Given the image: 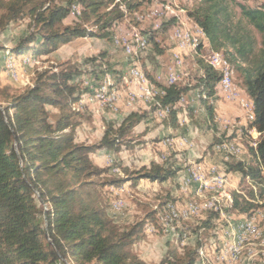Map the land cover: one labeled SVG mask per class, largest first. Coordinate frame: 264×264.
Here are the masks:
<instances>
[{"label":"trees","instance_id":"1","mask_svg":"<svg viewBox=\"0 0 264 264\" xmlns=\"http://www.w3.org/2000/svg\"><path fill=\"white\" fill-rule=\"evenodd\" d=\"M151 1L0 0V29L27 16L32 26L30 33L15 45L7 47L0 43V57L3 55L4 60L5 51L9 50L21 67L23 57L48 56L61 44L76 38L110 40L116 23ZM76 4L80 8L78 20L66 24ZM235 7L240 9V17ZM187 9L188 16L203 29L210 49L222 53L238 72L244 94L254 103L255 120L241 130L247 134V129L256 128L260 133L257 148L249 146L250 159L233 160L226 166L241 173L242 186L245 180H252L259 188V197L264 199V5L197 0ZM174 16L162 23L166 31L169 23L176 20ZM147 43H153L162 52L154 35L148 37ZM202 48L199 45L195 51L199 54ZM204 60L197 59L201 73L194 84L168 85L147 76L151 83L163 88L165 95L156 98L150 110L130 113L119 124L107 122L102 138L93 144L76 140L77 128L92 118L83 102V91L78 88L77 77L82 72L77 65L66 62L38 69L33 84L19 93L0 82V264H148L128 248L139 241L150 224L157 223L166 201L144 219L122 226L109 214L110 203L104 188L127 182L136 187L141 179L163 183L177 177L180 168L168 163L170 155L164 163L151 161L148 167L137 171L124 168L122 177L114 172L115 167L122 168L118 162L99 166L92 155L103 149L119 152L124 146L133 147L136 126L153 120L162 107H171L170 120L176 123L177 106L193 89L200 92L201 105L209 120L216 123L214 105L217 91L221 92L220 72ZM96 76L99 80L100 75ZM51 109L58 111L54 119ZM232 136L214 137L216 141L205 153L214 149L220 138ZM241 193L239 188L234 195L232 191L229 211L218 206L200 218L194 227L195 249L180 252L177 245L169 242L158 264H196L204 245L198 241L202 229L204 233L215 234V226L221 228L224 212L239 208L238 213H251L254 204ZM240 216L243 215L236 217ZM157 226L160 227L159 222ZM216 235L219 238L218 230Z\"/></svg>","mask_w":264,"mask_h":264},{"label":"rangeland","instance_id":"2","mask_svg":"<svg viewBox=\"0 0 264 264\" xmlns=\"http://www.w3.org/2000/svg\"><path fill=\"white\" fill-rule=\"evenodd\" d=\"M166 1L167 0H152L150 3H145L140 8L139 11L135 12L133 15H129L126 19L116 23L113 29L112 39L110 40L101 39V38L80 37V38H76L70 43L61 44L57 50H55L48 56H44V58L40 59L38 57H35V59H37V64L33 66L32 65L25 66V65H22L21 63V67H19L18 63L16 62L18 66L17 69L21 77L19 76V78L16 80L10 77L8 73L6 72L10 78V83H11L8 85L12 87L13 89L12 92L19 93L23 89H25V87L29 86V85L25 86L24 84H22L23 83L22 81L25 79L27 80V78H30L31 81L29 80L28 81L30 83H33L32 82L33 77L35 75V72L38 69H43V68L52 67L56 65H62L66 62H71L77 65L82 72L77 77V80H79L77 83H79V86H78L79 91H83V95H84L83 99L86 102L90 103L89 96L93 94L92 92L93 89L90 87H86L84 82H88V83L93 82L92 84H94V86H98L100 85L103 77L106 74H110V76L112 77L113 82H114V87L124 92L127 89V85L124 84L125 86L124 85L123 87L120 86V83L122 81V75H123L122 73L124 71L123 70L124 68L125 69L128 68V71H129V67L132 63V60H131V56L127 55V52L124 49L125 48L124 45L115 43V37L128 35L130 33H133L135 30L137 32L139 31L138 33L146 36L147 38L151 34L156 37V41L158 42V47L162 52H158L155 49L154 44L149 43L148 48L145 49L142 53H140L138 60L140 61V64L142 67H143V64L145 65L146 63L145 59L150 61L151 59L157 56L160 57L159 62L155 60L157 67H160L161 65H166L168 63L167 66L169 65V67L167 71L166 69H163L161 70L160 74H157L155 77V78L161 77V80L165 82L166 75L168 74L169 69L173 63V61L170 59L169 50L173 48L174 45L168 44V42L166 41L168 39V36H167L168 30L166 31L165 28H162V26L160 29L155 28V23L157 19L159 18L157 15H155L156 19L155 17H153L152 9L155 11L158 8H163V5L165 4ZM175 1L177 2V5H178L177 8L184 9L186 7V4H184L181 0H175ZM196 1L197 0H194L193 4ZM236 1L241 2L247 6H251V7H258L260 5H264V0H236ZM177 8H175V6H172L169 10H166V9L165 10L163 9V10L169 16V18H171L172 16L177 15V12H176L178 11ZM235 9H236L237 16L240 17L241 15L240 9L238 7H235ZM143 15L145 18L141 19ZM184 15H187V13ZM168 16H166V18H168ZM77 18H78V14H73L71 11V14L65 20L66 24L72 25L78 20ZM165 19L159 20V22L162 21V23H164L168 21ZM169 24L170 25H168V29L172 28V26L175 25V22L172 21ZM31 30H32L31 19L30 17L27 16L17 22L11 23L6 29H0V43L4 44L7 47H10L11 45H15L21 38L28 35ZM209 52L210 51L208 49L202 48V50L199 53L201 57L200 56L198 57L204 60L202 56L207 55ZM8 53L9 52L5 53V56H4L3 67L5 71H6L5 60H6V57L8 56L7 55ZM181 55L183 56L182 53ZM94 57H97V60H93L92 58ZM198 57L197 55L195 54L192 55L190 53L188 55L183 56L184 64H183V67L180 68L179 70L180 80H178L177 82H180L183 85L195 83L196 78L200 74L199 70H197ZM107 66H109L110 68V69L108 68L109 70L107 69L105 70ZM145 69L147 70V68ZM102 71H105V72L102 74ZM96 74L100 75L99 80L96 79L97 77ZM151 75L152 74L150 73L147 74L149 78L151 77ZM119 76H121L120 80H118ZM234 82L239 88L242 89L243 86L241 85V78L237 71H235ZM245 96L247 95L245 94ZM199 99H200V92L196 89L195 90L193 89L188 94H185L184 100H185L186 110L187 112H190V116L192 115L193 118H195L196 112L194 111V108H191V107L192 105H195L198 102L199 104H201ZM180 111H182V108L178 109V113ZM105 112L108 114V117L103 116L102 118L98 119L97 127L94 128V134L90 138H87L86 139L87 141L91 140V142H95V143L99 142L100 138L103 135L105 124L107 123V121L111 120V121L119 122V120H114L113 118H111V116L109 115L111 111L106 110ZM187 115L185 114L186 117ZM56 116H57L56 113L53 112L52 119L56 118ZM172 117H173V114H171L169 118H167V120H170ZM215 121H217V117H215ZM195 123H196V127L199 128L200 126L198 122L196 121V119H195ZM153 124H155V122H153L152 120L149 123V125L141 124L140 126L137 127L136 131L137 133H140V134L136 136L133 147L131 146L127 148L124 146L122 147V150L119 152L108 151L109 153H106V150L103 149V151L107 154L105 158H107L106 163L108 165H114L116 162H118L120 166L122 167V168H120L119 166L117 167L120 169L121 173L119 175L118 171L117 172L114 171L115 173H117L116 175L124 177L125 176V173L123 171L124 168H129L132 171H137L139 169H142V167L150 165L151 161L153 160L152 158H155L156 156L159 155V152L157 150V146H158L157 144L161 142L164 136L162 134H158L157 137L148 136V133H149L148 131L151 129V127H153ZM216 124L217 122L215 123L214 121H210L208 123L209 129H213L214 135L216 133L219 135H222V132H225L224 133L225 135H227L228 133L234 134L236 132V129L238 128L235 122L231 123L230 127L226 128L227 130L223 128L219 130V127H217ZM200 129H203V128L201 127ZM186 133H188L187 130H186ZM226 139L234 140L235 142H238L243 147H245V152L238 159H235V160L250 159V153L248 149L252 143L257 141L256 136L248 137L246 133H244L243 131H239L231 138H226ZM246 140L249 142V144H247ZM212 141L215 142L216 140H214L213 138ZM209 145H211V143ZM181 151H182L181 153H185V150H181ZM208 153L210 154V156L216 157L219 159L218 153L214 151L213 148H211L208 151ZM175 154L177 153H173V154L171 153V158H169L168 163L172 164L173 167H180L179 174L184 177L188 171L187 170L188 164L186 160L187 156L185 154L182 159L178 160ZM110 159H113L112 160L113 163L109 161ZM202 159L204 158L203 157H198V158L192 157L191 161H195V163L191 165L193 167H196L197 165H199V162H196V160L200 161ZM227 177L230 181L229 176ZM150 182L152 181L148 179H142L143 185L140 186V189L137 186L136 187L131 186L130 182H128L126 185V188H124L123 191L119 190V188H123L120 186H114L111 184L110 185L108 184L107 186H105L104 192L110 203L109 214L120 225L128 226L130 224H133L135 222H138L144 219L147 213H149L151 210L154 209L155 205L158 207L160 203H164V201H166V203L163 205L165 207L173 202L172 196L170 194L176 193V191H178L177 180L171 179L170 181H166L163 183L156 182L160 185L156 188V190H153V191L152 190L150 191L149 189L150 188L152 189L154 186L145 185L146 183H150ZM238 188L242 192L241 194L246 198V200L254 204L250 207L251 213L255 211L256 209L258 210V208L260 210L261 208L262 210H264L263 208L264 199L259 197V188L252 180L250 182L246 180L245 186H239ZM235 191L236 190L233 191V195ZM194 196L195 195H191V196H188L186 199H180L179 202L180 201L182 203H185L188 201L190 202L192 197H193L192 201L193 200L195 201L196 197ZM119 205L123 207L120 208ZM40 206L42 207L43 204L40 203ZM224 208H226L224 209V211L226 210L229 211V205L228 206L225 205ZM237 210H239V208L232 210L230 212H224V214L220 218V222H221L220 226L225 224V221L228 220L229 218L228 216H230L231 213H232L231 214L232 217H236L237 215H243V216L245 215V214L238 213ZM204 214H206V212ZM204 217H206V215H204ZM216 220H214L215 225H216ZM158 221H159V215H158ZM158 221L156 224H150L149 227L146 229L145 233L143 234V236L139 239V241L135 242L128 248L130 252L138 254L144 259H146L149 262V264H158L159 260L166 252V248H165L166 240H169L168 238L169 237L171 238V235H172L170 232L165 231L164 229L158 227L157 226ZM187 223L188 224H187L186 230H187L188 238L185 239V243L182 242L179 237L175 236V234H173V237L175 239L171 241L169 240L171 244L174 243V245H177L179 247L180 252L184 251L185 249H189V248L195 249L197 247L196 244H194L197 240L196 239L197 236L195 235V228H194L197 225V220L190 219L189 221H187ZM153 225L155 226L154 228L156 230L150 231V228H152ZM261 226L264 229V219L261 221ZM214 230H215V234H213L214 236L210 233H206V232L204 233L203 229L201 230L202 234L200 237H201V241L204 243V245L202 244V249L205 250V253L207 251L212 250L213 247H215L217 244L216 241H218V237L216 233H217V230L218 232L220 231L219 225H216ZM142 244L144 245L143 247H145V245L148 244L147 245L148 249H150V251H153L151 253H148L149 256L147 255V253H144L145 248L143 251ZM196 264H201V262L198 260Z\"/></svg>","mask_w":264,"mask_h":264},{"label":"bare ground","instance_id":"3","mask_svg":"<svg viewBox=\"0 0 264 264\" xmlns=\"http://www.w3.org/2000/svg\"><path fill=\"white\" fill-rule=\"evenodd\" d=\"M172 6H175V8L178 7L175 0H167L163 5V8H158L155 11L152 9L153 17L157 15L159 18L157 19L156 23H159V20L165 19L166 16H168L164 10H169ZM79 10V6L74 5L72 13L78 14ZM177 10V13L181 11V9L179 8H177ZM144 18L145 17L143 15L141 19ZM165 20H169V16ZM155 28L158 29V26L156 24ZM160 28L161 27H159V29ZM173 29L174 31L172 32V38L177 42L178 48L181 51H195V49L199 45L203 46V41H196V29L198 30L200 37L204 38L205 44L206 41H208L203 29L197 24L194 27H191L187 26L183 22L180 24H175ZM184 30L186 35H188V38L185 37ZM138 32L135 30L133 33H130L128 35L115 37V43L124 45V49L127 52V55L131 56L132 59L139 58L141 50L145 49L148 45V38ZM214 53H216V59H219L223 63L225 68L228 69V72H226V82L225 72L220 70V67H218L214 59L212 57H208L207 55H204L202 57L214 70L220 72L219 87L221 93L225 96V98L227 100L228 98H235V91L226 90V83L232 85L236 90H242L234 82L235 70L233 66L228 61H226L222 53ZM21 63L25 66H33L37 64V59H35V57L33 56H25L23 57ZM173 64L178 68H176V70L175 68H172L166 75V77H173L174 79V81H166L165 83L168 85L175 84L178 80H180L179 70L183 67L184 64L183 56L180 52L175 54ZM17 67V63L15 62L13 57L9 56L5 62V69L8 75L16 80L19 78V76L21 77V75H19ZM22 82V84H24L25 86H31L33 84L26 79ZM84 83L86 87H90L93 89V91L91 90L93 92V94H91V100L97 102L102 109L109 110L111 112H117L121 108L122 104L132 110L136 107H139V105H146L148 107H151L156 98L165 95V91L163 90V88L151 83L144 69L137 65H132L129 68L128 73L126 74L125 84L129 89H126L124 92L116 89L114 85L107 86L102 84L94 86V84H92L93 82ZM128 96L130 98H133L134 100H128ZM237 104L243 110H245L247 124H251L255 120L254 103L252 99L248 98L244 94H237ZM171 112V107L167 106L158 109L155 112V115L158 119L164 120L171 115ZM186 120L187 118L186 116H184L180 120V124H184ZM231 123L233 122L228 120L227 125L225 124V120L223 122L225 127H227ZM246 135L248 137H257V141L252 143L250 146L251 148L256 149V143L259 142L260 133H258L256 131V128L252 126L247 129ZM220 139L221 141L219 140V142L215 144L214 150L217 153L221 154L224 164L231 163V161L233 162V160L238 159L245 152V148L238 142L229 139ZM165 144L169 145V147L172 146L171 140L168 138L165 139ZM166 156H168L166 153L162 156L163 160H165L164 158H166ZM112 160L113 159H110L109 161L113 163ZM210 167L213 168V170H209L210 181H222L215 184V189L209 190L208 188H205L204 181H208L207 170L203 171L198 167H193L190 165L187 171L186 185L183 178L180 188L183 192H187L190 189L191 185L193 183H196L197 187L193 191V195H195L194 197H196L195 201H192V197L190 202H185L182 205L177 202H173L164 207V209L160 211L161 213H159L158 222L160 227L165 231L170 232L172 235L175 234V236L179 237L184 243L185 239L188 238L186 230L188 224L187 221H189L190 219H196L197 222L200 223V218L206 215L209 211L216 209L218 206H225V204L223 203H228L226 204L228 206L232 201L233 189L231 188L230 181L227 175L223 172L219 165H212ZM195 170L197 171L198 176H201V181H196ZM115 171H117V169ZM237 188L238 187H236V189ZM220 200L222 203H217V201ZM122 207L120 206V208ZM205 212L206 214H204ZM249 215H251L250 219L248 215L232 217L230 214V216H228L229 218L225 221V224L221 225L216 246L213 247L212 250L207 251L206 254L201 245L198 257V260L201 262V264H264V229L261 226V221L264 219V210H262V208L261 210L258 208V210L256 209ZM234 220H237V222H235ZM150 230L156 229L152 227L150 228ZM198 241H201V238L198 239Z\"/></svg>","mask_w":264,"mask_h":264},{"label":"crops","instance_id":"4","mask_svg":"<svg viewBox=\"0 0 264 264\" xmlns=\"http://www.w3.org/2000/svg\"><path fill=\"white\" fill-rule=\"evenodd\" d=\"M181 1L184 4H186V7L184 6L185 8L181 9V11H179L177 13V15L174 16V18L176 19L174 22H175V24H180V23L184 22L187 26L194 27L196 25L195 22L188 16V14L184 15V14L187 13V10H188L187 8L190 7V6L192 7V5H194L193 4L194 0H181ZM173 28H174V25L172 26V28L168 29V31H167L168 39L166 40L168 42V44H173L174 45V47L169 50L170 59L173 61L175 54L179 53V52H181L183 54V56L188 55L189 53L192 54V55L195 54L197 56H200L196 51H190V50L189 51H181V50H179L177 42L172 38V34H173L172 32L174 31ZM148 45H147V47L145 49L148 48ZM11 46H13V45H11ZM204 48H206L208 50H211L210 47H209V42L208 41H206V45H205ZM145 49L141 50L140 53H142ZM7 52H9V50L5 51V53H7ZM9 53L7 54L8 56L6 57V59L10 56ZM4 56H5V54H4ZM38 57L40 59L44 58V56H38ZM131 60H132V63L130 65V67L132 65H137V66H140L142 69L147 68V70L145 69L146 73L147 74H149V73L152 74L151 76H153V78L157 82H161V80L159 79V77L155 78L156 75L160 74L161 70H163V69H166V71H167V69L169 67V65L167 66L168 63L166 65H161L160 67H157V64L155 63V60H157V62H159L160 57H158V56L153 58V59H151L150 61L145 59L146 63H145V65L143 64V67L141 66L140 61L138 60V58L137 59L136 58H133V59L131 58ZM5 62H6V60H5ZM3 64H4L3 55H1V57H0V82L3 85H8V84H11L10 83V78L7 75L6 71L4 70ZM172 68H178V67L174 66V64L172 63V66L170 67L169 71ZM123 70L124 71L122 73L123 74L122 75V81L120 83L121 87H123V85L125 84V77H126L128 68H126V69L124 68ZM197 70H199V73H201V68L199 67V65L197 66ZM27 80L31 81L30 78H27ZM165 82L162 81L161 83L165 84ZM102 84L107 85V86L114 85L113 79L110 76V74H106L103 77L102 82H101L100 85H102ZM242 89H244V88L242 87ZM217 96H218V99L216 100L214 106H215V117H217V121H216L217 122V127H219V130L222 129V126H223V129H226L227 127L230 126V125H228L227 127H225L224 124H223L224 120L232 121V122H235L237 124L238 128L236 129V132L234 134L239 132L241 129L244 130V126L247 124L245 110H243L237 103L227 100L225 98V96L222 93H220L219 91H217ZM184 98H185V96H183L181 98V100H180V103L182 104L181 105L182 106V111H180L177 114V117H176V120H175L176 123H173L171 120H167V118L164 119V120L158 119L156 117V115L153 117V122H155V124H153V127H151V129L148 131L149 132L148 136L149 137L150 136L151 137H157L158 134H162L164 137L161 140V142H159L157 144L158 145L157 146V150L159 152V155L156 156L155 158H152L153 159L152 161H155L157 163H164L165 161H167L168 156H170L171 153L172 154L173 153H177V154H175V156L178 158V160H180L186 154V156H187L186 160H187V164H188L187 165V170H188L190 165L191 164L193 165L195 163V161H191L192 157L193 158H195V157L196 158L203 157L204 159H202L200 161L196 160V162H199V165L195 164V165H197L196 167L200 168L203 171H206L207 168L212 166V165H219L220 168L223 170V172L227 176H229L230 185H231V188L234 191V189H236V187L242 186V175H241V173L229 170L228 167L226 166V164L223 163V161H222L223 159H222V156H221L220 153H218L219 159L216 158V157L210 156V154L208 152L205 153L206 149L209 147V144L213 142L212 141L213 138L217 137V136H221V135H219L217 133L214 135L213 134V129H209L208 123L210 122V120L208 118V115H207L204 107L201 104H199V102L196 103L195 105H192V107H191V108H194V111L196 112L195 118H193L192 115L190 116V112H187V110H186L185 100H183L184 102L182 103V99H184ZM91 99L92 98H91V95H90L89 96L90 103L86 102L85 100H83V102L87 105L88 109L92 113V118H91L90 121L84 122L83 124H81L77 128L76 140L78 142H80V143H86V144L95 143V142H91V140L87 141L86 139L90 138L94 134V128L97 127L98 119L102 118L103 116H107L108 117V114L105 112L106 110L102 109L97 102H95L94 100H91ZM180 103L177 106L178 109L181 108ZM150 108L151 107H148L146 105H141V106L139 105V107H136V108H134L132 110V109H130V108H128V107H126L125 105L122 104L121 108L117 112L109 113L111 118H113L114 120H119V122L111 121V120H109L107 122H114L115 124H119L130 113H133V112L140 113V112H144L146 110H150ZM51 110L54 113L58 112L55 109H51ZM187 113H188V115H187ZM185 114L187 115V117H186L187 120H186V122L184 124L181 125L180 124V120L185 116ZM195 119H196V121L198 122V124L200 126L199 128L196 127ZM150 122L141 123V124L149 125ZM189 122H190V124H189ZM141 124L137 125L136 128H135V132H136L137 135H139L140 133H137L136 129ZM241 125H242V127H241ZM201 127L203 129H200ZM186 130L188 131V133H186ZM224 133L225 132H222L223 135H225ZM229 134H231V133H228L227 135H229ZM234 134L232 133L231 135H234ZM162 135H161V137H162ZM167 138L171 140V143H172L171 147H169V145L165 144V139H167ZM174 144H175V146H174ZM167 149H169V150H167ZM181 150H185V153H181L182 152ZM106 153H109V152L106 151ZM106 153L103 150H100V151L96 152L95 154H93L92 158H93L94 162L96 164H98L99 166H108V164L106 163V159L107 158H105L107 156ZM165 153L168 156H166V158H164L165 160H163L162 156ZM243 160H248V159H243ZM148 166H146V167H148ZM115 168H117V167H115ZM113 171H114V169H113ZM117 171L119 172V175H120L121 171H120L119 168H117ZM117 171H115V172H117ZM182 179H183V176L180 175L179 172H178V175H177L176 179L175 178L173 179V180H177L178 191H176V193L170 194L172 196L173 202H177L180 205H182L183 203L181 201L179 202V200L180 199H186L188 196L193 195V191L197 187L196 183H193L191 185L190 189L187 192H183L181 190V188H180ZM127 183H124L123 185H121L120 187H123V188H119V190L123 191V189L126 188ZM245 184H246V180H245ZM245 184L243 186H245ZM142 185L143 184H142V179H141L140 182L138 183L137 187L140 189V186H142ZM145 185L146 186L147 185L148 186H154L152 189L151 188L149 189L150 191L151 190L153 191V190H156V188L160 184H158L156 182H150V183H146ZM156 208H157V206L155 205L154 209H156ZM206 216H207V214H206ZM198 223L199 222H197V224ZM168 239L171 241V240H174L175 238L173 237V235H171V238L169 237ZM169 240H166V245H165L166 250L168 248L167 245L169 243ZM147 245L148 244H146L145 247H143L144 245L142 244V249L144 251V248H145L144 253H147V255H148V253H151L153 251H150V249H148ZM144 260L149 264V262L146 259H144Z\"/></svg>","mask_w":264,"mask_h":264},{"label":"built area","instance_id":"5","mask_svg":"<svg viewBox=\"0 0 264 264\" xmlns=\"http://www.w3.org/2000/svg\"><path fill=\"white\" fill-rule=\"evenodd\" d=\"M155 24L158 26V29H159V27H161V25H162V22L155 23ZM184 35H185L186 38H188V35H186L185 30H184ZM196 41H203V48L205 47L206 44H205L204 38L200 37L197 29H196ZM209 51L210 52L207 54V56L208 57H212L214 59V61L217 63L218 67H220V70L225 72V82H226V72H228V69L225 68V66L223 65V63L219 59H216V53H214L212 50H209ZM175 70H176V68H175ZM159 79L161 80V77H159ZM166 81H174V79H173V77H166ZM127 89H129V88H127ZM226 90L227 91H235V98H228L229 101L235 102V103H237V94H244L243 90H236L229 83H226ZM128 100H134V99L130 98L128 96ZM183 100L184 99H182V103H183ZM181 108H182V106H181ZM225 124L227 125V120H225ZM256 144L258 145V143H256ZM209 170H213V168L212 167H208L207 168L208 181H204V182H205V188H208L210 190V189H215V184L219 183V182H222V181H210V179H209ZM183 178H184V183L186 185L187 173H186V175ZM195 179H196V181H201V176H198L196 170H195ZM217 203H222V202L220 200V201H217ZM223 204L226 205L228 203H223ZM250 216L251 215H248L249 219H250ZM234 221L237 222V220H234Z\"/></svg>","mask_w":264,"mask_h":264}]
</instances>
